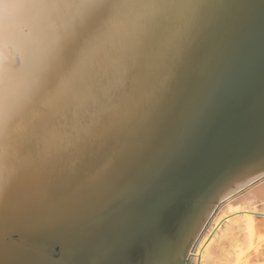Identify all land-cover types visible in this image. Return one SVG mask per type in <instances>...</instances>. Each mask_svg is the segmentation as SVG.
Masks as SVG:
<instances>
[{
    "label": "water",
    "instance_id": "95a60500",
    "mask_svg": "<svg viewBox=\"0 0 264 264\" xmlns=\"http://www.w3.org/2000/svg\"><path fill=\"white\" fill-rule=\"evenodd\" d=\"M196 3L164 31L174 46L158 102L113 149L56 165L48 179L68 184L61 200L36 201V212L10 204L18 221L0 222V264H84L96 238L78 232L115 214L127 230L101 264L188 262L182 229L195 203L223 172L264 157V0Z\"/></svg>",
    "mask_w": 264,
    "mask_h": 264
},
{
    "label": "snow or ice",
    "instance_id": "6c2138e0",
    "mask_svg": "<svg viewBox=\"0 0 264 264\" xmlns=\"http://www.w3.org/2000/svg\"><path fill=\"white\" fill-rule=\"evenodd\" d=\"M175 6L174 0H0V41L21 24L40 33L7 69L0 61V172L10 143L34 162L67 156L87 164L130 134L167 86L162 50L174 45L162 41L166 23L156 17ZM179 6L199 7L196 0ZM215 154L209 148L202 163ZM48 174L47 167L35 169L18 211L64 197V183Z\"/></svg>",
    "mask_w": 264,
    "mask_h": 264
},
{
    "label": "bare ground",
    "instance_id": "6f19581e",
    "mask_svg": "<svg viewBox=\"0 0 264 264\" xmlns=\"http://www.w3.org/2000/svg\"><path fill=\"white\" fill-rule=\"evenodd\" d=\"M174 2L177 6L161 9L157 13V20L166 23V31L181 24L180 15L184 11L179 6L181 0ZM39 39V31L31 26L21 24L10 31L0 41V61L5 69L16 52L27 50ZM161 39L166 42L165 32ZM168 51H164V60ZM116 144L106 150L113 149ZM62 161L34 162L30 155L19 153L10 143L5 167L0 172V222L15 220L18 213L10 208V204L19 203L21 193L38 166L48 168L49 178L56 173V165ZM102 181L89 187L84 194L91 191L88 196L95 195L102 188ZM65 186L68 187V184ZM83 198L78 201L84 202ZM76 204L77 201L73 203L74 206ZM30 208L36 212L39 204L34 203ZM43 209L44 205L38 211ZM102 219L77 234L85 241L96 238L92 247H82L86 252L84 264H101L107 248L127 230L123 218L117 214ZM219 231L222 242L217 241L219 244L214 245V236ZM182 237L188 246L186 264H264V157L223 172L195 203L192 215L184 223Z\"/></svg>",
    "mask_w": 264,
    "mask_h": 264
},
{
    "label": "rangeland",
    "instance_id": "374dc122",
    "mask_svg": "<svg viewBox=\"0 0 264 264\" xmlns=\"http://www.w3.org/2000/svg\"><path fill=\"white\" fill-rule=\"evenodd\" d=\"M259 219H260V218H259ZM259 222H261V221H259ZM218 237H219V238H218ZM213 241H214L213 244L215 243L214 245H216V244L218 245L219 243L221 244V242H222V238H220V231L218 232V235L216 234V235L214 236ZM217 241H218L219 243H218Z\"/></svg>",
    "mask_w": 264,
    "mask_h": 264
}]
</instances>
